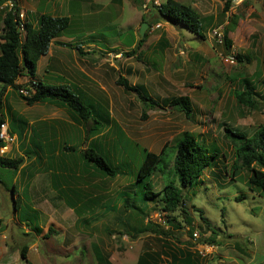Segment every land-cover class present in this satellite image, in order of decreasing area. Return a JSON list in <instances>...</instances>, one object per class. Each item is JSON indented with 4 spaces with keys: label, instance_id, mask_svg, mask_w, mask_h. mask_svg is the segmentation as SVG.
<instances>
[{
    "label": "rangeland",
    "instance_id": "rangeland-1",
    "mask_svg": "<svg viewBox=\"0 0 264 264\" xmlns=\"http://www.w3.org/2000/svg\"><path fill=\"white\" fill-rule=\"evenodd\" d=\"M64 1L70 25L40 58L33 80L80 90L106 111L109 124L85 139V127L64 108L29 106L7 89L6 124L16 129L21 118L26 125L23 134L10 132L15 140L0 154L22 159L14 171L0 166V264H98V253L111 264L263 261L264 192L251 188L250 170L234 163L226 128L251 136L264 124V0H247L239 7L229 2L228 11V0H175L198 13L203 37L152 20L139 48L143 20L153 5L166 0ZM14 2L24 12L21 21L32 25L41 14L55 16L54 8L61 5V0H0V30ZM215 28L227 32L229 47L217 42ZM73 46L82 47L85 55ZM228 55L234 63L224 61ZM28 77L24 72L19 78L21 88L28 87ZM119 77L142 87L160 105H144L136 92L123 90ZM247 86L253 88L251 108L232 94ZM176 97L188 98L189 117L170 105ZM184 133L217 149L216 166L203 172L202 183L182 188L175 208L166 209L158 198L139 200L134 182L143 149L157 153ZM35 134L42 140L41 151L47 145L51 156L38 151ZM95 139L105 143L114 167L126 165L115 177L86 167L79 154L63 147L85 149ZM157 176L153 185L161 188ZM174 184L180 187L177 179ZM199 245L209 248L201 247V253ZM24 247L25 259L20 255Z\"/></svg>",
    "mask_w": 264,
    "mask_h": 264
},
{
    "label": "trees",
    "instance_id": "trees-1",
    "mask_svg": "<svg viewBox=\"0 0 264 264\" xmlns=\"http://www.w3.org/2000/svg\"><path fill=\"white\" fill-rule=\"evenodd\" d=\"M229 2L231 0L224 4L225 11L229 9ZM153 8L149 18L143 20L149 27L152 20L160 19L203 37L202 20L191 7L175 0H166L158 6L153 5ZM18 14L19 10L15 6V2L11 3L10 8L4 13L0 30V126L7 121L3 109L7 89L10 88L29 106L35 103H50L64 108L73 121L85 127L84 137L89 140V136L99 133L109 124V118L105 110L85 98L80 90L74 88L79 95L65 83L52 84L40 79L37 81L31 79L27 87L30 90V96H24L20 93L21 86L17 83L24 72H27L30 78H34L38 61L48 53L52 40L68 28L70 17L41 14L36 23L32 25L27 20L21 21ZM22 32L23 37H21ZM145 39L146 34L144 37L140 36L135 48H139ZM223 42L226 47H229L231 43L227 38L226 31L223 32ZM72 48L76 49L78 54L85 55L82 47L73 46ZM132 52L135 53L136 49H133ZM117 83L123 87L124 91L136 92L144 105L151 108L160 105L157 100L148 97L142 87L130 85L124 77H119ZM252 91L253 88L247 86L232 94L238 104L251 108L254 105V100L251 98ZM170 105L189 117L191 106L187 97L173 98ZM20 120L16 124V129L13 124H8L10 132L20 130L18 131L19 135L23 134L22 130L25 129L26 122L24 119L20 118ZM226 130L232 136L234 163L239 162L241 167L250 170L248 183L251 188H257L264 192V124L259 125L251 136L227 128ZM35 136L41 155L45 153L44 155L47 157L51 156L47 145L44 149L45 152L41 151L43 149L40 145L43 144L42 140L37 134ZM2 146L3 142L0 140V147ZM63 147L79 154L86 167H92L95 171L109 177H115L120 171L122 172V167H126L125 164L122 167H114L112 156L105 143L97 139L90 140L85 149H77L75 145ZM217 155V149L209 148L190 133L182 134L170 146L164 144L157 153L143 149L141 161L135 171V194H139V200L154 201L158 198L157 201L163 203L166 209L175 208L181 201L182 188L202 183L203 172L207 168L216 166ZM21 162V158L13 159L0 155V166L5 169L17 170ZM235 168L236 165H233L232 174L235 173ZM156 174L159 175L157 177L160 178L161 188H156L153 185V177ZM164 179L170 180V182L164 184ZM174 179L178 180L181 188L174 184ZM11 191V195L14 196V190ZM16 203V199L13 198L14 210H16ZM35 217L37 218V215ZM203 220L209 222L206 218ZM36 224V222L30 223L40 232ZM49 230L51 229L49 228ZM25 251V247L21 249L20 255L23 259H25ZM97 261L98 264H111L100 253L97 255Z\"/></svg>",
    "mask_w": 264,
    "mask_h": 264
},
{
    "label": "built area",
    "instance_id": "built-area-1",
    "mask_svg": "<svg viewBox=\"0 0 264 264\" xmlns=\"http://www.w3.org/2000/svg\"><path fill=\"white\" fill-rule=\"evenodd\" d=\"M146 1H150V0H146ZM247 0H231V7L232 5L239 7L240 5H242L243 3H245ZM20 20L23 19L24 17V12L23 11H19L18 14ZM158 26V25H157ZM214 35L217 37V42L218 43H223V32H220L218 28L214 29ZM224 61L232 64L234 63V56L228 55L226 57H224ZM20 93L24 96H30V90L28 88H21ZM0 140L3 142V146L0 147V154L7 152L8 151V147L11 146V144L14 142L15 138L13 135H11L8 125L6 124V122L2 123L0 126ZM192 237L193 240L196 241L198 238V233L197 232H193L192 233ZM202 248L206 249L209 248L208 246H203ZM201 252V249H200ZM202 253V252H201ZM257 264H264V260L257 263Z\"/></svg>",
    "mask_w": 264,
    "mask_h": 264
},
{
    "label": "crops",
    "instance_id": "crops-1",
    "mask_svg": "<svg viewBox=\"0 0 264 264\" xmlns=\"http://www.w3.org/2000/svg\"><path fill=\"white\" fill-rule=\"evenodd\" d=\"M21 1V0H20ZM24 2H25V0H24ZM61 5L58 3V5H57V7H55L54 8V12L53 13H55V16H68V14H67V12H66V9H65V1L64 0H61ZM27 7V6H26ZM20 11H23V10H20ZM54 16V15H53ZM61 36H58V37H55L53 40H52V42H60V40L58 39V38H60ZM51 42V43H52ZM53 45V44H52ZM50 49V48H49ZM48 53H49V51H48ZM47 53V54H48ZM46 54V55H47ZM44 57V56H43ZM30 80L32 79L33 80V78H30V77H28ZM19 82H21V81H19V79L17 80V83H19ZM28 82H29V80H28ZM10 89V88H9ZM204 245H199L198 247V249L200 250V248L201 247H203ZM261 262V261H260Z\"/></svg>",
    "mask_w": 264,
    "mask_h": 264
},
{
    "label": "water",
    "instance_id": "water-1",
    "mask_svg": "<svg viewBox=\"0 0 264 264\" xmlns=\"http://www.w3.org/2000/svg\"><path fill=\"white\" fill-rule=\"evenodd\" d=\"M148 27V24L146 22H143L140 27V36L142 37L144 35V31Z\"/></svg>",
    "mask_w": 264,
    "mask_h": 264
}]
</instances>
